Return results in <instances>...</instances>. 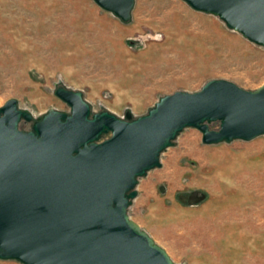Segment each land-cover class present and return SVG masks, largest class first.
<instances>
[{"label":"rangeland","instance_id":"rangeland-1","mask_svg":"<svg viewBox=\"0 0 264 264\" xmlns=\"http://www.w3.org/2000/svg\"><path fill=\"white\" fill-rule=\"evenodd\" d=\"M211 80L259 89L264 48L183 0H135L128 23L93 0H0V108L15 99L30 112L23 131L52 109L70 114L58 87L81 92L92 114L125 119ZM202 137L193 127L178 134L161 167L138 178L128 215L173 264H264V135L213 145ZM193 191L206 200L178 201Z\"/></svg>","mask_w":264,"mask_h":264},{"label":"water","instance_id":"water-1","mask_svg":"<svg viewBox=\"0 0 264 264\" xmlns=\"http://www.w3.org/2000/svg\"><path fill=\"white\" fill-rule=\"evenodd\" d=\"M123 23L135 0H93ZM218 17L264 48V0H183ZM70 114L50 110L31 131L33 116L15 99L0 108V259L22 264H173L128 209L138 178L161 167L160 155L185 128L204 144L251 141L264 135V85L247 91L227 80L200 91L162 97L148 114L125 119L93 113L81 92L58 87ZM220 122L213 130L210 124ZM111 137L100 142L103 135ZM161 188V192H164ZM207 195L179 194L195 206Z\"/></svg>","mask_w":264,"mask_h":264},{"label":"crops","instance_id":"crops-1","mask_svg":"<svg viewBox=\"0 0 264 264\" xmlns=\"http://www.w3.org/2000/svg\"><path fill=\"white\" fill-rule=\"evenodd\" d=\"M111 13V12H110Z\"/></svg>","mask_w":264,"mask_h":264}]
</instances>
